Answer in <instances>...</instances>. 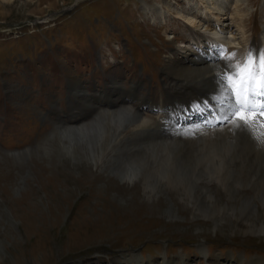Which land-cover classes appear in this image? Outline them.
<instances>
[{
    "label": "rangeland",
    "instance_id": "rangeland-1",
    "mask_svg": "<svg viewBox=\"0 0 264 264\" xmlns=\"http://www.w3.org/2000/svg\"><path fill=\"white\" fill-rule=\"evenodd\" d=\"M217 5L230 26L200 28L210 51L234 52L235 64L259 40L264 54V0H0V264H116L133 254L204 264L199 244L216 264H264V194L245 147L198 138L112 148L96 135V157L85 159L59 129L98 131L90 117L112 97L137 105L128 94L137 83V95L166 97L162 62L183 43L204 50L186 18L211 19ZM170 101V111L180 104Z\"/></svg>",
    "mask_w": 264,
    "mask_h": 264
},
{
    "label": "bare ground",
    "instance_id": "bare-ground-1",
    "mask_svg": "<svg viewBox=\"0 0 264 264\" xmlns=\"http://www.w3.org/2000/svg\"><path fill=\"white\" fill-rule=\"evenodd\" d=\"M217 6L212 9L215 10V12L212 11L211 19L207 17L204 21L200 22L195 20L197 15L186 18V20L190 22V25L187 26V30L191 36L189 40L195 42L200 49L203 48L204 50H202L201 53L189 52V50H186L189 49L187 44L183 43L182 48H179L181 50L179 54L172 53L173 56L170 57L172 59H165L162 62V74L165 76L163 85L166 97H162L160 101H157L155 98H151L150 95L148 96L141 93H138L137 95L138 86L141 87V83H137L128 93L130 95L136 94L135 98H137V100L135 101L137 102V105H134L132 101L118 103L115 101V98L113 99L112 97L108 100L109 102L103 103L102 106H105L106 108L103 110H97L98 112L92 115V117L89 115L90 121L98 117V131L96 130L94 123L91 122L89 124L88 122H82L79 124V127H59L64 134L68 135V137L73 136L76 140L75 143L79 146L78 150L80 152L76 153L78 156H83L85 159H88L89 157L92 158L93 155H96L97 144H92L90 142V140L96 135H98L97 142L99 146L107 145L112 148H127L155 142H162L166 145L181 143L191 146L198 138H207L209 140L218 139L227 145H241L257 157L251 165V168H254V172L257 173L258 176L257 183H259V185L258 187L256 186L255 192H258L261 195L264 194V189H262V186H264V143L257 140L254 132L250 128L235 127L229 119L226 118V107L221 106L219 103L218 94L223 87L219 78L226 70L225 66L229 62L227 58L234 52L230 55H225L217 49L213 52L210 51L209 48L211 47L209 44H214V40L209 38V40L206 39L202 35L201 31L199 32L202 26L205 27V31L206 29L210 30L212 28H215L216 30H222L223 28L229 29L230 24H225L224 17H226V13H224V9H221L222 6ZM179 39L183 42L188 41L186 36H181ZM257 41L259 42V40ZM257 43L255 44L253 42L248 51V54L251 52L254 57H258L263 54L260 48V46L262 47V43H260L259 46ZM228 51L231 52L232 50L229 48ZM181 53H184V55H180ZM156 55L159 56L158 54ZM236 59H238V57L235 55V58L231 61V63ZM152 68H154V66H152ZM112 84L115 89L112 90V92H115V96L117 97L119 89H122V84L120 85L118 80H114ZM77 86V84H74L73 88H77ZM163 98H167L169 100ZM174 98L178 99L180 104L176 105L175 110H167L169 108L168 105L173 102L170 101V99ZM146 112H154L155 115L150 114L149 118H143L142 115ZM153 115L156 117L151 119L150 117H153ZM262 119H264V117H262ZM191 121L195 122L192 123ZM56 126H59V124ZM94 164L97 166L95 162ZM251 171L253 172V170ZM127 179L131 180L130 177ZM50 181L44 182L45 184H43L42 187H48L51 184ZM52 183H54V181H52ZM130 191L133 196L138 195L137 188H132ZM258 193H256V195ZM261 203L263 206L259 208L258 213L261 215L260 222L264 225V200ZM130 208L135 219H137L140 214L144 212V208L137 203L132 205ZM197 249L201 256L205 258L204 264H216V261L211 262V258H215L216 255H208L205 246L199 244L197 245ZM133 263L146 264L144 262V258L139 254H133L131 259H125L122 257L121 261H118L116 264ZM246 263L262 264V260L257 256H253L246 262L242 259L235 260V264ZM147 264H154V262L149 261ZM160 264L185 263L181 255L171 257L164 255L160 260Z\"/></svg>",
    "mask_w": 264,
    "mask_h": 264
},
{
    "label": "snow or ice",
    "instance_id": "snow-or-ice-1",
    "mask_svg": "<svg viewBox=\"0 0 264 264\" xmlns=\"http://www.w3.org/2000/svg\"><path fill=\"white\" fill-rule=\"evenodd\" d=\"M228 57L219 103L226 107V118L237 128H250L258 141L264 143V54L254 57L251 52L235 64Z\"/></svg>",
    "mask_w": 264,
    "mask_h": 264
}]
</instances>
